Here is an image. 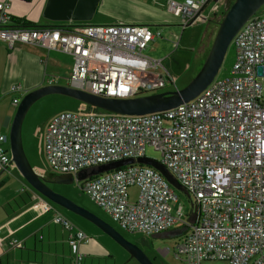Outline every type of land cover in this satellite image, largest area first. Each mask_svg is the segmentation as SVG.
Instances as JSON below:
<instances>
[{
	"label": "built area",
	"instance_id": "built-area-1",
	"mask_svg": "<svg viewBox=\"0 0 264 264\" xmlns=\"http://www.w3.org/2000/svg\"><path fill=\"white\" fill-rule=\"evenodd\" d=\"M208 2L168 0L165 6L171 14L180 13L185 29L204 22L199 13ZM8 7L0 2V43L9 51L28 45L71 56L73 88L128 99L173 83L164 60L144 55L149 43L161 37L149 25H84L67 31L17 26ZM231 45V75L216 77L188 103L144 116L64 112L52 118L45 132V159L58 174L146 158L147 148L159 152V163L188 193V214L182 206L173 208L178 203L173 189L146 165L75 181L121 231L149 237L184 229L173 250L180 264H264V15L250 18ZM19 103L13 100L15 106ZM4 141L0 137V169L12 175L17 168L1 146ZM133 186L139 196L131 202L128 189ZM44 209L67 234L70 264H83L80 247L90 237L49 202ZM21 247L17 241L9 243L11 249Z\"/></svg>",
	"mask_w": 264,
	"mask_h": 264
},
{
	"label": "crops",
	"instance_id": "crops-1",
	"mask_svg": "<svg viewBox=\"0 0 264 264\" xmlns=\"http://www.w3.org/2000/svg\"><path fill=\"white\" fill-rule=\"evenodd\" d=\"M167 1L98 0L90 21H75L68 17L64 0H0L8 3L7 13L12 20L27 27L67 31L72 26L84 25L179 23L182 28L181 15L177 18L169 13L165 6ZM229 4V0H209L199 13L204 20L201 24H216L214 20L218 21ZM216 6L217 13L213 11ZM72 65L73 59L69 55L28 45H20L9 51L0 43V137L5 138L1 144L5 150L10 149L9 133L17 109L13 100L17 98L21 101L25 94L50 85L51 80H54L52 85H63L59 81H68ZM13 88L20 91L13 93ZM47 126L41 135L42 147L38 150L43 157ZM31 156L35 162L34 155ZM16 174L17 171L8 175L0 169V264H70L67 234L52 222L53 214L45 211L47 201L28 189ZM74 223L91 239L80 247L86 256L83 264H120L119 249L107 235L91 223ZM10 241H17L22 247L11 249Z\"/></svg>",
	"mask_w": 264,
	"mask_h": 264
},
{
	"label": "water",
	"instance_id": "water-1",
	"mask_svg": "<svg viewBox=\"0 0 264 264\" xmlns=\"http://www.w3.org/2000/svg\"><path fill=\"white\" fill-rule=\"evenodd\" d=\"M219 0H215L218 2ZM68 9V17L75 21H90L96 10L98 0H64ZM264 6V0H233L224 14L219 17L216 25L212 47L197 76L183 89L151 95H137L133 98H113L96 96L71 86L47 85L25 94L16 109L9 133V151L17 172L30 190L47 202L78 216L96 226L105 235L111 238L129 254L130 260L138 264H153L142 249L128 242L120 232L95 214L77 206L66 197L55 193L46 181L33 170L23 148L22 124L29 109L40 99L49 95H61L77 100L94 110H102L110 114L122 116H144L164 112L177 108L197 98L217 77L224 58L234 37L243 25ZM69 18V19H70ZM142 164L149 166L160 173L169 185L188 193L180 185L171 172L158 162L147 158L137 160L128 159L100 166L90 167L79 171L76 175L61 174L56 177V183L71 184L75 179L83 181L93 176L101 175L120 167ZM194 217L190 222L194 223ZM184 229H177L183 233ZM155 238H172V234L165 233Z\"/></svg>",
	"mask_w": 264,
	"mask_h": 264
},
{
	"label": "rangeland",
	"instance_id": "rangeland-1",
	"mask_svg": "<svg viewBox=\"0 0 264 264\" xmlns=\"http://www.w3.org/2000/svg\"><path fill=\"white\" fill-rule=\"evenodd\" d=\"M233 0H229L231 3ZM224 14V11L223 13ZM257 15H264V6L257 12ZM175 17L180 18V13L175 14ZM217 22V20H214ZM157 29L161 33V37L149 43L144 51V55L153 60H164V66L169 71L173 78L174 84H167L163 89L148 92L144 95L158 94L175 89L185 88L199 73L202 64L206 60L208 53L212 47L215 34L217 32V25L195 23L185 29H182L178 24L165 25H149ZM67 58V56H62ZM235 61V49L232 45L229 47L224 58L222 67L217 75V78H226L231 74L232 67ZM68 81H59L64 86H70V77ZM264 88V80H263ZM89 107L77 100L61 95H49L37 101L28 111L22 124V142L25 154L36 174L48 183V186L57 194L66 197L74 202L77 206L95 214L101 219L109 222L121 235L130 243L137 245L153 264H180L173 255V250L178 243L177 237L172 238H155L154 236L144 237L138 234H129L121 231L110 219L96 207L89 198L84 195L79 189L76 181L71 184L56 183V177L61 174L55 173L51 170L45 157L39 153L42 147V133L45 127L55 116L64 112H74L86 114L89 112ZM102 115H108L102 110H98ZM38 148V149H37ZM39 150V151H38ZM35 157V162L31 158ZM145 157L155 162H160V153L152 148H147ZM19 174V173H18ZM16 174V175H18ZM20 176V175H19ZM171 186V185H170ZM175 195L178 198V203L173 204V208L183 207V211L188 214L191 210L190 199L180 190L171 186ZM129 200L134 202L138 199L139 189L135 186L128 189ZM50 203V202H49ZM54 208L60 211L65 217L73 223L80 222L81 224H88L86 220L67 212L52 203ZM76 224V223H75ZM92 225V224H91ZM172 231V230H171ZM170 231V232H171ZM108 237V236H107ZM111 239V238H109ZM112 240V239H111ZM113 241V240H112ZM114 242V241H113ZM119 249L120 264H138L135 260H129V254L116 242H114ZM169 249V255H162L160 251ZM203 264H225L223 262H207Z\"/></svg>",
	"mask_w": 264,
	"mask_h": 264
},
{
	"label": "trees",
	"instance_id": "trees-1",
	"mask_svg": "<svg viewBox=\"0 0 264 264\" xmlns=\"http://www.w3.org/2000/svg\"><path fill=\"white\" fill-rule=\"evenodd\" d=\"M230 4H231V3H230ZM230 4H229V5H230ZM13 23H14L15 25H17V26H24L23 24H21V23H19V22H17V21H13ZM25 27H27V26H25ZM141 95H143V94H141ZM88 110H89V111L93 110V111L98 112V110H94V109H92V108H89ZM59 227H60V226H59ZM167 233L172 234L174 237L178 236V234H179L177 231H171V232H167ZM69 260L71 261V255H70V257H69Z\"/></svg>",
	"mask_w": 264,
	"mask_h": 264
}]
</instances>
